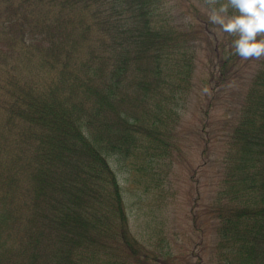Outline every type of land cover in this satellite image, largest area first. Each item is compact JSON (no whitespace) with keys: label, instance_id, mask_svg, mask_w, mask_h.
Masks as SVG:
<instances>
[{"label":"trees","instance_id":"16d2710c","mask_svg":"<svg viewBox=\"0 0 264 264\" xmlns=\"http://www.w3.org/2000/svg\"><path fill=\"white\" fill-rule=\"evenodd\" d=\"M166 2L0 0V264H175L132 233L110 162L137 204L182 154L198 42ZM219 52L225 85L242 66ZM242 88L199 229L207 264H264V57Z\"/></svg>","mask_w":264,"mask_h":264},{"label":"rangeland","instance_id":"374dc122","mask_svg":"<svg viewBox=\"0 0 264 264\" xmlns=\"http://www.w3.org/2000/svg\"><path fill=\"white\" fill-rule=\"evenodd\" d=\"M173 18L184 25L192 23L198 42L195 90L183 106L180 128L182 154L171 175V182L160 180L162 194L148 193L140 203L130 194L127 174H122L113 158L126 192L132 233L148 247L157 245L173 254L175 264H196L198 255L206 263L209 239L199 229L205 204L216 190L220 164L225 150L228 126L233 121L234 107L243 94L242 83L257 68L258 59L238 57L241 70L230 69L229 83L220 81V50L232 49L231 34L208 22L206 13L222 1L166 0ZM219 50V51H218ZM124 175V177H123ZM202 243V245H201Z\"/></svg>","mask_w":264,"mask_h":264},{"label":"clouds","instance_id":"9594fccd","mask_svg":"<svg viewBox=\"0 0 264 264\" xmlns=\"http://www.w3.org/2000/svg\"><path fill=\"white\" fill-rule=\"evenodd\" d=\"M208 22L234 38V54L245 60L264 57V0H225L206 13Z\"/></svg>","mask_w":264,"mask_h":264}]
</instances>
